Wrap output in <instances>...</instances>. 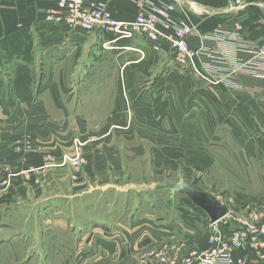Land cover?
I'll return each instance as SVG.
<instances>
[{
	"label": "crops",
	"instance_id": "obj_1",
	"mask_svg": "<svg viewBox=\"0 0 264 264\" xmlns=\"http://www.w3.org/2000/svg\"><path fill=\"white\" fill-rule=\"evenodd\" d=\"M84 1L102 5L112 17L126 21L143 9L172 6V22L189 29L187 40L197 54L192 62L180 63L173 49L154 51L140 36L120 39L110 49L104 48L103 44L114 38L111 32L96 29L79 35L70 32L64 22H47L45 13L56 6L54 0H0V43L9 45L15 36L26 32L33 57L26 65L16 55V61L0 66V90L7 88L6 103L0 93V171L23 168L20 154L13 151L16 138L35 141L38 150L27 152L22 147L20 153L27 163L41 166L46 153L59 157V162L63 153L71 154L66 149L71 147L74 135L86 138L87 134H103L115 125L98 147H86V181L92 163L103 171L101 157L108 147L116 149L114 137L128 142L125 149L133 154L130 156L142 155V141L148 140L152 156L157 160L166 156L170 161L166 169L177 171L175 176L164 172L163 181L183 178L190 183L197 179V189L208 192L213 200L222 199L213 194L218 184H205L203 178L213 171L217 156H229L234 169L222 162L220 165L225 169L222 173L230 172V188L236 189L230 198V214L245 206L264 213V60L258 56V46L264 43V0H245L239 10L234 9L233 0ZM19 65L26 66L34 77L29 88L31 99L10 98ZM116 150L120 154L118 147ZM66 169L52 170L55 190L51 199H56L57 206L63 199L70 200L72 222V215L78 217L77 199L94 197L96 187L89 185L79 192L77 184L64 175ZM50 172L46 170L39 182L33 176L29 182L22 183L21 179L13 186L40 189ZM152 177L149 183L140 180L118 184L116 199H124L131 189L139 193L147 187L152 193L159 192L162 188ZM166 192L167 199H189L184 194L170 196ZM192 205L175 214L182 221L181 228L173 223L168 226L190 236L194 244L189 247L206 249L209 234L227 235L234 227L228 216L211 223L206 213ZM7 207L9 204L0 205V215L9 217L5 223L0 221V248H11L18 236L31 233L13 228ZM55 221V225L64 226L62 216ZM33 230L45 234V229ZM101 241L105 248L110 246L109 241ZM232 258L242 264H264L246 247L234 248Z\"/></svg>",
	"mask_w": 264,
	"mask_h": 264
},
{
	"label": "rangeland",
	"instance_id": "obj_2",
	"mask_svg": "<svg viewBox=\"0 0 264 264\" xmlns=\"http://www.w3.org/2000/svg\"><path fill=\"white\" fill-rule=\"evenodd\" d=\"M0 48L4 52L0 55V66L3 65L2 63L14 62V59L17 58L16 55L20 60L25 61L26 65L33 60L30 52V35L26 32L15 36L9 45L6 41L1 42ZM193 50L197 54V50ZM25 67L19 65L16 69V78L9 90L10 98L15 97V92L26 96V91L19 90V87L21 88L29 81V78L31 85L34 77L29 75V71ZM6 90L5 86L0 90L1 99L5 103L7 101ZM133 125L138 127L137 124ZM115 127V125H110L109 131L103 134H87L86 138L80 134L74 135L70 139L71 147L66 149V151L72 152L71 154L63 153L59 162V157H55L52 153H46L41 166L27 163L24 154L20 153L22 147L27 152L33 149L38 150V146L32 138L22 141L16 140L17 138L13 140V151L20 154L18 159L22 160L23 168H7L0 171V205L4 207L9 204L7 208L12 215L9 221L14 223L13 228L17 230L23 228L31 233L23 237L18 236L11 248L7 246L0 248V264H187L190 253L196 251L206 253L214 248V244L211 243V239L215 236L214 233L207 237V248L198 250L189 247L194 244L190 236L182 235L181 231L176 232L171 228L172 231L168 229L172 223L175 228H181L182 221H178L175 214L188 210V205H192L189 199H167V192L164 189H157L159 192L152 193L153 190L147 187L142 189L140 194L136 189H131L129 192L127 191L124 199H116L118 197L116 187L122 182L145 180L146 183H149L153 175L154 181L162 183L164 172L176 175L177 171L166 169V165L170 163L166 156H161L159 160L152 156L148 140L142 141V155L130 156L133 154L125 149L128 142L114 137L113 143L116 149L119 148L120 154L116 149L110 147L105 149V155L101 157L103 171L97 170V165L92 163V172L88 181L85 180L87 176L83 175V170L87 165V158L84 155L86 147L88 145L98 147V144L103 143L105 137L116 129ZM1 144L0 137V151ZM78 154L81 163L75 166L71 161ZM221 162L227 168L234 169L235 164L230 157L221 154L217 156L213 171L206 173L203 181L205 184L213 181L218 184L213 194L221 196L222 199L219 200L225 205L227 204L228 213H230V204L232 203L230 198L234 195L232 190L236 189L230 188V172H221L225 170L220 165ZM59 167L67 168L64 175L66 174L71 182L77 184L79 192L85 190L89 185L96 187L93 192L94 197L77 199L79 201L78 217L72 215V222L69 215L74 209L70 206V200L63 199L57 206L56 199H51L55 190L52 170L59 169ZM46 170H51V172L43 182L44 187L40 189L14 188L13 183L22 182L21 179H23L22 183L29 182L33 176L39 182L41 178H45ZM79 170L80 174L77 175ZM226 180L228 181L226 182ZM64 192L68 193L69 191L65 190ZM192 207L195 206L192 205ZM248 207L245 206L240 212L233 210L231 214L246 212ZM198 208L195 209L205 213ZM32 214H34V219L31 217ZM171 215L173 218H170ZM59 216L63 217L64 226L62 227L55 225V218ZM7 217V215H0V221L7 222L4 221ZM24 223L25 225L22 226ZM0 224L2 225V222ZM36 228L45 229L43 231L45 234L33 230ZM229 233L222 236L223 241L230 240ZM103 239L110 242L109 247L105 248V245H102L103 241L101 240ZM255 254L257 255V252ZM230 258L236 264H242L232 258V251L231 256L227 258L229 262ZM203 259L206 260L207 256H203ZM259 259L264 261L261 257ZM190 264H196V261H192ZM220 264H227V261Z\"/></svg>",
	"mask_w": 264,
	"mask_h": 264
},
{
	"label": "built area",
	"instance_id": "obj_3",
	"mask_svg": "<svg viewBox=\"0 0 264 264\" xmlns=\"http://www.w3.org/2000/svg\"><path fill=\"white\" fill-rule=\"evenodd\" d=\"M54 1L56 6L45 13L47 22H64L70 32L79 35H87L96 29L111 32L114 38L104 43V48L110 49L111 44L117 40L140 36L146 39L154 51H161L164 47L173 49L177 55L176 60L180 63L192 62L195 57L196 51L190 47L187 40L189 29L174 25L170 18L172 6L143 9L132 20L126 21L112 17L106 7L90 1ZM233 5L236 10L242 9L245 0H233ZM164 30L169 33H164ZM258 56L264 60V43L258 46ZM71 162L75 166L79 165L81 163L79 154ZM248 208L242 213H227L229 222L234 225L228 235L230 240L223 241V235L214 233L215 236L210 238L214 248L206 253L201 251L190 253L187 264L192 261H196V264H220L223 261H227V264H236L231 258L230 263L227 258L231 256L232 249L237 246L249 248L257 252L258 257L264 259V213L252 207ZM203 256H207V259H203Z\"/></svg>",
	"mask_w": 264,
	"mask_h": 264
},
{
	"label": "water",
	"instance_id": "obj_4",
	"mask_svg": "<svg viewBox=\"0 0 264 264\" xmlns=\"http://www.w3.org/2000/svg\"><path fill=\"white\" fill-rule=\"evenodd\" d=\"M197 181L194 179L192 182L186 183L183 178H179L177 181L165 179L162 183H155V185L168 191L170 196H174L176 193L186 195L195 206L206 213L211 223H215L227 215L228 208L219 200L211 199L208 192L198 190Z\"/></svg>",
	"mask_w": 264,
	"mask_h": 264
},
{
	"label": "trees",
	"instance_id": "obj_5",
	"mask_svg": "<svg viewBox=\"0 0 264 264\" xmlns=\"http://www.w3.org/2000/svg\"><path fill=\"white\" fill-rule=\"evenodd\" d=\"M14 48V47H12ZM15 49V48H14ZM17 51V49H15ZM18 53V52H17ZM16 53V54H17ZM29 88H30V78H29V81H27L25 84H23V86H21V88L19 87V90H25L26 91V96H21L19 95L18 93L15 92V96L17 98H22V99H31V95H30V91H29ZM18 92V91H17ZM4 110L6 112H8V108L7 107H4Z\"/></svg>",
	"mask_w": 264,
	"mask_h": 264
}]
</instances>
